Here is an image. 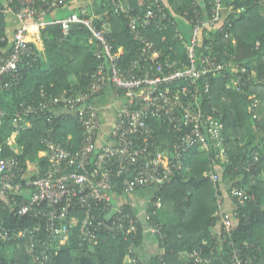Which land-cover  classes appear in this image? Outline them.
I'll list each match as a JSON object with an SVG mask.
<instances>
[{
    "label": "built area",
    "instance_id": "built-area-1",
    "mask_svg": "<svg viewBox=\"0 0 264 264\" xmlns=\"http://www.w3.org/2000/svg\"><path fill=\"white\" fill-rule=\"evenodd\" d=\"M69 1L0 0V15L5 18L13 15L21 24L9 38L8 47L0 50V93L18 87L25 69L32 68L41 59L39 49L28 39L30 25L27 21L46 25L43 19L54 16ZM82 1L93 4V0ZM110 2L111 7L104 15L82 17L71 13L63 19L53 18L49 23L59 25L65 38L74 25L91 32L99 65L87 87L66 89L56 95L43 91L37 104H23L15 114L12 135L0 137V154L4 146L15 154L12 158H0V205L4 210L9 207L18 217L30 218L28 226L18 228L7 227L3 220L0 221V238L11 242L25 239L26 251L36 262H51L58 255L59 247L70 245L75 229H79L80 246L96 245L109 237L121 236L126 240L131 237L133 242L126 262H143V257L135 250L139 228L144 225V234L165 239L159 221L164 202L159 196L154 198L180 172L186 154L198 148L213 154L221 164L229 163L224 124L209 116L201 102V94L210 93L209 84L202 86L198 81L211 72L231 66L229 64L236 70L239 81V73L248 72L240 63L234 65L235 61L219 60L222 48L219 37L233 39V34L226 29L231 24L226 27L224 18L234 6L225 7L224 0H214L206 19L203 11L195 9L196 17L188 23L191 29H177L175 33V39L183 44L185 56H179L178 52L164 56L146 30H166L165 24L171 19L165 0H138V7L134 0ZM258 4L264 12V0H258ZM112 15L125 18L134 41L141 46L139 55L128 65L121 62L125 50H115L110 40L112 30L108 21ZM166 41L163 37V42ZM170 51L173 52V48ZM108 91H112L116 99L122 98L124 105L116 111L108 137L103 140L108 123L96 101ZM259 104L255 100L250 111L255 113ZM54 111L70 115L78 123L83 131L81 144L76 149L66 148L53 140L50 129L42 139L45 150L39 153L40 158L48 161L45 174L36 175L37 169L32 173L36 178L26 175L19 181L25 168L17 156L22 151L18 136L30 127L28 117ZM4 116L5 112L0 109V124ZM156 121L176 136L166 153L155 150L157 131L152 123ZM263 159L264 154L255 150L243 165L251 174L248 186L224 187L216 166L205 173L215 188L213 225L218 226L219 231L213 244L207 249L182 251L179 261L174 263L161 256V264H256L259 247L247 240L236 241L235 231L241 224V206L257 201L254 187ZM120 179L123 180V195H116L115 181ZM139 189L151 190L153 194L148 208L131 213L127 200ZM245 221L251 218L245 216ZM44 232L55 250L45 249L44 242L43 246L36 243V236Z\"/></svg>",
    "mask_w": 264,
    "mask_h": 264
},
{
    "label": "trees",
    "instance_id": "trees-1",
    "mask_svg": "<svg viewBox=\"0 0 264 264\" xmlns=\"http://www.w3.org/2000/svg\"><path fill=\"white\" fill-rule=\"evenodd\" d=\"M165 2L171 19L165 24L166 30L160 32L154 28H147L146 34L164 56H173L175 52H178L179 56H185L183 44L175 39L176 30L180 29L182 23L188 24L195 19V9L203 11L205 19L210 16L214 0H165ZM137 4L138 0H134L136 7ZM230 5L234 6V10L227 13L225 18L223 15V18L226 27L231 24L226 29L233 34V39L219 37L218 41L222 46L219 60L228 63L235 61L234 65L240 63L248 72L244 75L239 73L241 76L239 81L236 70L231 67L232 64H229L231 66L218 72H211L198 81L202 86L205 83L209 84L210 93L203 92L201 102L209 116L221 120L224 124L229 163L221 164L213 154L198 148H193L186 154L180 172L154 198L155 200L159 196L163 199L164 206L160 213H167V207L173 205L177 224L163 221L159 213L165 239L156 238L161 251L150 260L146 259L147 261L143 255L144 225L140 226L135 250L144 261L139 264H161V256H164L167 262L174 263L179 261V253L182 251L210 248L213 244L212 225L215 222V188L205 177V173L212 166L217 168L219 165L221 184L224 187L235 184L248 186L251 174L244 170L243 165L253 151L258 150L264 154V12L258 0H224L225 7ZM98 7L109 9L111 2L93 0L92 6L88 5L79 13L82 17H91V8L94 10ZM238 10L241 12L237 13ZM5 22L6 18L0 15V50L6 49L9 45ZM108 23L112 30L110 40L115 50L119 48L125 50L121 62L128 65L139 55L141 46L134 41L124 17L112 15ZM41 33L45 57L43 59L41 57L32 68L25 69L18 87L0 93V109L5 112L0 124L2 138H7L14 132L13 119L23 104H37L42 98L43 91L47 95H56L70 88L85 89L92 73L99 65L95 55L96 45L91 42V32L85 27L74 25L67 38L63 36L59 25H49ZM163 37L167 38L166 42H163ZM170 48H173V52ZM199 50L201 52L202 49ZM200 57H203V54ZM248 76H251V79H248ZM73 78L78 80V84H73ZM253 96L255 99H252ZM255 100L260 104L253 113L250 107ZM28 120L31 123L30 127L21 131L18 136V144L22 147V151L17 156L25 168L19 181L26 175L36 178V175L45 174L48 161L46 158H40L39 153L45 150L42 139L50 129L53 140L69 149L78 148L83 139V131L78 123L72 116L64 115L60 111L47 115L34 114L28 117ZM152 125L157 131L155 150L168 152V147L176 140L175 134L168 132L160 122H153ZM12 157H15L14 152L4 146L0 158ZM32 167L38 169L35 176L29 170ZM115 182V194L123 195V180ZM144 191L147 190L139 189L136 194ZM254 191L257 201L240 208L241 224L235 231V240L238 242L247 240L259 247L256 264H264V159L257 173ZM131 198L128 197L127 200L128 210L136 213L139 210L131 206ZM245 216L250 217L251 221H245ZM29 219V216L18 217L9 207L4 210L0 205V221L3 220L7 227L28 226ZM73 233L70 245L59 247L58 255L47 264H127L126 258L133 242L131 237L127 240L121 236L109 237L102 239L96 245L80 246L79 229H75ZM35 241L40 246H43L41 244L44 242L47 250H55L54 244L45 232L39 237L36 236ZM204 242L208 244L204 245ZM26 249L25 239L11 242L0 238V264H44L36 262Z\"/></svg>",
    "mask_w": 264,
    "mask_h": 264
},
{
    "label": "crops",
    "instance_id": "crops-1",
    "mask_svg": "<svg viewBox=\"0 0 264 264\" xmlns=\"http://www.w3.org/2000/svg\"><path fill=\"white\" fill-rule=\"evenodd\" d=\"M88 5L82 0H71L68 2V4L61 10L57 11V13L54 14V16H47L44 18V22L46 25H41L40 22H35V21H27V24L30 25V33H29V41L39 49L41 53L42 59L45 57V46L43 43V38H42V33L41 31L45 29L47 26H49V23L52 21L53 18L55 19H63L69 16L71 13H79L80 10H84ZM92 14L91 16H101L106 13L108 9H100L99 7L94 10L91 8ZM19 21L16 19L15 16L11 15L9 17H6V22L5 26L8 31V36L11 39L13 32L20 27ZM180 29H190L189 25L186 23H182L180 25ZM124 50V49H123ZM73 84L76 85L78 84V80L73 78L72 80ZM97 106L100 109V111L103 113L107 120V127L102 135L103 140H106L108 137L109 133V127L111 123L115 119V113L118 109H120L124 105V100L121 99H116L112 91H108L106 94H104L102 97H100L97 101ZM71 138V137H70ZM218 168V167H217ZM32 173L35 172V167H32L29 169ZM220 168H218V171ZM153 191L148 190L144 192H139L138 194L134 195L130 200L131 206L137 208L139 211L148 208V202L150 197L152 196ZM230 203V201H229ZM171 204V203H169ZM167 214L172 217L170 222H173L175 225L177 224V219L174 216L173 213V205H169L167 207ZM168 221V222H169ZM212 238H214L217 235V232L219 231L218 226L212 225ZM144 250H143V255L145 256V260L148 259L150 260L152 257L158 255L161 251L160 244L157 241L156 238L152 237L149 234H145L144 238ZM147 261V260H146Z\"/></svg>",
    "mask_w": 264,
    "mask_h": 264
},
{
    "label": "rangeland",
    "instance_id": "rangeland-1",
    "mask_svg": "<svg viewBox=\"0 0 264 264\" xmlns=\"http://www.w3.org/2000/svg\"><path fill=\"white\" fill-rule=\"evenodd\" d=\"M185 37H186L187 39H189V34H188V32H185ZM160 216H161V218H162L163 221L166 220V221L168 222L169 220L172 219V217H171L170 215H168L166 212H161V213H160Z\"/></svg>",
    "mask_w": 264,
    "mask_h": 264
}]
</instances>
